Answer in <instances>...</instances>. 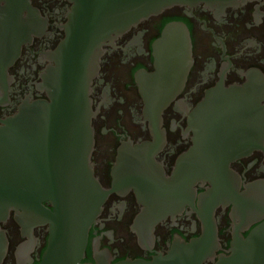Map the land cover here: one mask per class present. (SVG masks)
Masks as SVG:
<instances>
[{
	"label": "flooded vegetation",
	"instance_id": "obj_1",
	"mask_svg": "<svg viewBox=\"0 0 264 264\" xmlns=\"http://www.w3.org/2000/svg\"><path fill=\"white\" fill-rule=\"evenodd\" d=\"M23 2V1H21ZM15 10L17 36L9 56L0 61V129L19 115L27 103L46 101L52 104L53 81L62 63L58 55L68 37V27L74 14V0H27ZM3 13L9 10L0 2ZM187 26L191 42L193 65L183 91L162 115H154L141 94L139 81L144 74L155 71L153 45L164 28L171 23ZM108 37V35H107ZM101 48L98 72L92 80L91 129L93 149L90 164L94 177L109 195L98 222L91 228L84 264L95 262V250H109L112 264L125 260L151 262L167 255L177 239L191 242L204 232L200 213L213 211L217 228L219 255H229L236 229L241 225L237 214L238 200H248L264 211V0H226L197 6L178 5L157 16L132 25L120 34L109 36ZM10 43V42H9ZM12 44V42H11ZM7 45V44H6ZM239 90V99L249 109L248 126L252 151L229 165L223 177L193 179L178 177L179 161L194 148L195 133L189 119L215 90ZM217 101V99H215ZM247 123H245L246 125ZM61 122H51V130ZM65 131L69 122H63ZM52 137L51 142H54ZM61 140V139H60ZM247 137L238 139L237 146ZM147 144L144 153L136 147ZM47 154L51 162L66 161L69 152L57 153L55 144ZM235 146V144H233ZM65 149V145L58 144ZM144 156L147 180L178 189L184 197L181 210L160 222L145 242L134 229L135 221L146 210L133 187L115 186V182L139 181L137 171L127 161L124 175L115 176L120 159ZM86 157V154H84ZM178 182V187L174 183ZM250 203V204H251ZM46 208L52 209L49 202ZM238 206V207H236ZM263 214V213H262ZM249 225L242 235L249 234L264 222ZM247 225H245L246 227ZM8 240V252L2 264H39L48 247L47 226L24 234L12 212L0 223ZM208 264H213L209 262Z\"/></svg>",
	"mask_w": 264,
	"mask_h": 264
},
{
	"label": "water",
	"instance_id": "obj_2",
	"mask_svg": "<svg viewBox=\"0 0 264 264\" xmlns=\"http://www.w3.org/2000/svg\"><path fill=\"white\" fill-rule=\"evenodd\" d=\"M219 1L226 0H74L68 37L58 53L62 61L60 71L53 80L54 86L51 84L48 88L52 87V104L46 101L27 103L17 117L8 120L0 129V223H5L14 212L24 234H32L37 227H48V247L39 264H84L90 230L98 222L112 192L105 190L94 177L90 164L94 141L89 96L103 42L113 33L120 34L172 7ZM0 2H5L9 10L3 13L0 9L1 61L11 54L12 46L17 47L15 10L21 3L27 8V0ZM153 56L155 71L144 74L139 87L147 106L160 117L183 91L193 65L187 26L178 22L168 24L153 45ZM1 76L3 69L0 67ZM240 95L236 89L212 91L190 117L195 146L179 161L177 181L180 177H192L195 182L223 177L233 160L253 150L250 138L255 135L244 129L251 120L245 114L249 109L239 99H228V96L238 98ZM52 121L61 122L62 126L63 122H69L70 129L65 131L67 129L60 125L53 132ZM53 136L55 140L51 142ZM242 136L247 137V142L237 146ZM53 143L56 153H70L66 161L48 160L49 145ZM58 144L65 145V149L60 150ZM135 149L144 153L148 146L142 144ZM125 160L137 170L133 176L139 181L123 183L117 180L114 185L135 188L145 203L146 210L134 225L141 241L145 242L147 234L160 222L178 214L182 207L178 203L185 198L178 197V189L172 191L159 182L146 179L145 167L149 159L144 156L120 159L121 168L115 172L116 177L124 175ZM173 185L178 187V182ZM46 202L52 209L44 206ZM250 203L238 200L239 207H236L241 225L235 231L228 256H217L221 248L213 220L214 210L207 209L205 214L200 213L204 223L200 238L191 242L177 239L167 255H160L151 262L125 260L116 264H264V222L247 238L242 235L249 225L260 220L259 215L264 219V211ZM7 252L6 233L0 229V264ZM94 260L92 264H112L109 250H95Z\"/></svg>",
	"mask_w": 264,
	"mask_h": 264
}]
</instances>
